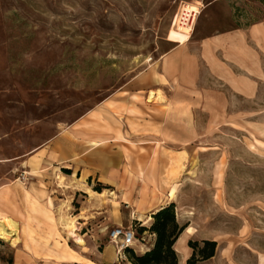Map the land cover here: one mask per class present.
Segmentation results:
<instances>
[{
  "label": "rangeland",
  "instance_id": "1",
  "mask_svg": "<svg viewBox=\"0 0 264 264\" xmlns=\"http://www.w3.org/2000/svg\"><path fill=\"white\" fill-rule=\"evenodd\" d=\"M204 42L198 81L155 91L170 43ZM171 204L179 264H264V0H0V218L30 230L0 264H131L112 230L143 255Z\"/></svg>",
  "mask_w": 264,
  "mask_h": 264
},
{
  "label": "trees",
  "instance_id": "2",
  "mask_svg": "<svg viewBox=\"0 0 264 264\" xmlns=\"http://www.w3.org/2000/svg\"><path fill=\"white\" fill-rule=\"evenodd\" d=\"M151 218L153 223L149 231L155 236L152 248L143 255H135L132 249L126 248L125 251L129 254V262L131 264H179L174 246L185 231L186 226H180L177 223L174 206L171 204L158 210ZM144 232L146 229L141 227L139 233ZM216 247L215 242L203 241L201 246L189 242L188 248L192 250V255L187 260V264H196L198 261L213 258Z\"/></svg>",
  "mask_w": 264,
  "mask_h": 264
},
{
  "label": "crops",
  "instance_id": "3",
  "mask_svg": "<svg viewBox=\"0 0 264 264\" xmlns=\"http://www.w3.org/2000/svg\"><path fill=\"white\" fill-rule=\"evenodd\" d=\"M209 42H212V41H209ZM170 44H174L176 46L173 47L161 59L160 69L162 71L161 75H163V80H160L159 82H156V84H154L156 86L155 91H161V90L167 91L168 88L170 87V83L172 85V82H174L175 80L177 81V83H179V85H182V87L186 88L185 90H189V88H191V85H194L193 83L198 81V78H199L198 74H199V60L200 59L198 58V56L199 55L207 56L208 55L207 50H210V49L206 48L207 45L204 42L203 46H205V47L201 48L200 51H198L194 54L193 51H189V49L186 48V47H188V45L185 47V45L180 46V45H177L175 43H170ZM189 82H192V84L190 85ZM157 88H159L160 90ZM89 142H95V141H89ZM41 152H42V150L40 149L38 151V154H41ZM56 171H57V169H56ZM35 175L37 177H39L41 175V173H39L37 171ZM108 182H109V184L114 185V183L112 181H108ZM167 200L170 201V199H167ZM166 204H168V203H166ZM48 205H49V207H52L51 200L48 201ZM162 208H164V207L158 208L157 210H160ZM157 210H155V212ZM181 236H184V232ZM185 242H186V240H185ZM184 247H185V255L187 257L190 254V251L188 248H186V246H184ZM37 261H39L37 263L42 264L40 259H37ZM62 264H64V263H62Z\"/></svg>",
  "mask_w": 264,
  "mask_h": 264
},
{
  "label": "bare ground",
  "instance_id": "4",
  "mask_svg": "<svg viewBox=\"0 0 264 264\" xmlns=\"http://www.w3.org/2000/svg\"><path fill=\"white\" fill-rule=\"evenodd\" d=\"M185 10L195 13L194 16V20L196 18V16L198 15L199 11L198 8L196 6H191V5H186L185 6ZM178 31L180 32V34L184 35L185 37H189L191 35L192 32V27H185V26H181L178 25L177 26ZM156 94L154 92H150L149 94V98L148 101H152L156 99ZM159 101V98H158ZM161 101V100H160ZM98 144L93 145V147H98ZM172 172V171H171ZM175 174V171H174ZM173 177V176H172ZM60 180H63L64 177L63 176H59ZM66 179V178H65ZM61 182V181H59ZM167 183V182H166ZM60 184V183H59ZM60 186V185H59ZM169 186V185H168ZM172 192H170V194L168 195V199L174 198V191L171 190ZM28 194V193H27ZM33 194V193H32ZM4 195V194H3ZM26 195V194H25ZM24 195V198H25ZM99 195V194H98ZM29 196V195H28ZM27 199V197H26ZM37 202V201H36ZM32 206V210L34 209H38L37 205L35 202H33L32 204H30ZM158 211V210H157ZM156 211V212H157ZM44 212V211H43ZM155 212V213H156ZM50 218V217H48ZM62 218V217H61ZM51 219V218H50ZM31 220V217L28 216V221ZM62 220V219H61ZM21 231L22 233H24L25 235H27V237L30 234V230L27 227V225H25L23 227V230H21L19 228V225L16 221H14L12 218H0V239H2L5 243H7L9 246L15 248L17 246V244L20 241V236H21ZM66 231H67V235L69 236V238L71 237L72 239L74 238V241L76 242V244L83 246L84 245V241L82 240V238H80L78 235H76V227L74 226L73 222L71 221L70 223H68L67 227H66ZM186 234H189V232L186 230ZM24 235V236H25ZM32 236V234L30 235ZM30 240V238H29ZM133 247V246H132ZM185 257V254H184ZM60 258V257H59ZM74 264V263H73Z\"/></svg>",
  "mask_w": 264,
  "mask_h": 264
},
{
  "label": "built area",
  "instance_id": "5",
  "mask_svg": "<svg viewBox=\"0 0 264 264\" xmlns=\"http://www.w3.org/2000/svg\"><path fill=\"white\" fill-rule=\"evenodd\" d=\"M195 13L186 11L183 9L181 16H178L174 19L173 26H189L192 27V23L194 22ZM110 237L113 241H118V249L124 250L126 248H131L135 243V232L131 229H114L112 230Z\"/></svg>",
  "mask_w": 264,
  "mask_h": 264
}]
</instances>
